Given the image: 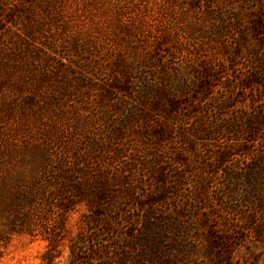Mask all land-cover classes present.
I'll return each mask as SVG.
<instances>
[{
	"label": "rangeland",
	"instance_id": "obj_1",
	"mask_svg": "<svg viewBox=\"0 0 264 264\" xmlns=\"http://www.w3.org/2000/svg\"><path fill=\"white\" fill-rule=\"evenodd\" d=\"M35 15L44 55L54 58L44 82L31 88L44 107L32 106L37 119L29 113L6 123L28 126L19 139L30 151L41 130L71 129L85 112L111 120L108 100L98 98L105 89L117 96L122 68L113 64L120 61L134 81L133 97L162 83L181 102L179 121L218 119L230 128L225 164L217 167L219 158L209 155L229 140H200L202 151L185 156L189 166L168 173L183 177L179 196L170 190L149 220L130 208L122 228L143 237L127 264H264V0H45ZM85 211L81 205L70 215L54 253L43 215L39 229L13 239L0 264H69L76 236L86 239L85 251L97 247L92 237L103 228L89 231ZM112 230L105 238L117 240Z\"/></svg>",
	"mask_w": 264,
	"mask_h": 264
},
{
	"label": "trees",
	"instance_id": "obj_2",
	"mask_svg": "<svg viewBox=\"0 0 264 264\" xmlns=\"http://www.w3.org/2000/svg\"><path fill=\"white\" fill-rule=\"evenodd\" d=\"M44 4L45 0H0V261L15 237L39 229L43 215L49 219L43 237L54 253L69 230L70 215L83 205L82 220L89 231H103L92 237L98 246L89 251L82 249L85 238H73L69 264H127L143 237L134 238L132 230L122 228L130 208L141 210L149 220L155 215L154 206L165 201L170 190L179 196L183 177L168 173L177 164L189 166L185 156L202 151L205 146L200 140H229L224 146L213 145L209 155L219 158L217 167L225 164L233 149V139L227 135L230 128L218 119L179 121L181 102L162 83L146 84L139 97H133L134 81L120 61L113 64L114 69L122 68L114 82L117 96L105 89L98 98L101 103L108 100L115 117L107 120L85 112L71 129L41 130L30 151V142L22 144L19 139L28 126L6 123L29 113L39 117L32 107L36 94L31 88L44 82L54 60L44 55L40 43L41 24L35 13ZM198 157V164L205 167L202 156ZM227 174L234 182L235 174L231 170ZM56 211L62 212L61 218ZM114 227L119 230L117 240L105 238ZM126 238H133L131 244H124Z\"/></svg>",
	"mask_w": 264,
	"mask_h": 264
}]
</instances>
